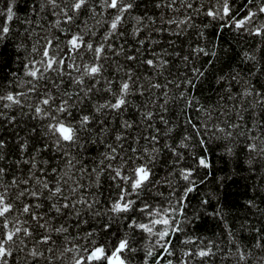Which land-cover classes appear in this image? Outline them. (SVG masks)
Listing matches in <instances>:
<instances>
[{"label": "snow or ice", "instance_id": "1", "mask_svg": "<svg viewBox=\"0 0 264 264\" xmlns=\"http://www.w3.org/2000/svg\"><path fill=\"white\" fill-rule=\"evenodd\" d=\"M8 42L0 264H264V208L200 190L214 151L264 181V0H0Z\"/></svg>", "mask_w": 264, "mask_h": 264}, {"label": "trees", "instance_id": "2", "mask_svg": "<svg viewBox=\"0 0 264 264\" xmlns=\"http://www.w3.org/2000/svg\"><path fill=\"white\" fill-rule=\"evenodd\" d=\"M213 30L209 29V37H212ZM226 36V33H225ZM239 49L233 45V50L230 55L233 60L236 58V52ZM15 58V49L12 42H8L5 45L0 46V78L10 74L15 70L16 65L12 63ZM227 68H225V71ZM214 87V83L209 77V80L205 81L203 85L198 86V92L204 97H211V89ZM214 99V97H212ZM210 159L212 162L211 173L208 182L201 186V191H210L217 194L218 200L210 201V204L214 206L217 202L223 206L224 211L227 213V219L233 228L239 227L240 222L243 220L251 219V213L246 210L245 201L249 198L255 199L260 208H264V192L259 188L253 190V185L264 184L258 175H252L247 171V166L243 165L237 167L234 160H229L224 157L223 160L218 159V152L214 151L210 153ZM241 162L243 161V155L240 156ZM235 169V173L233 170ZM216 177H223L222 181L216 179ZM198 195V194H197ZM193 204H196V197L192 200ZM193 231L205 235L211 236L214 232L219 231L217 222L212 218L203 216L192 226ZM175 243V241H174Z\"/></svg>", "mask_w": 264, "mask_h": 264}]
</instances>
